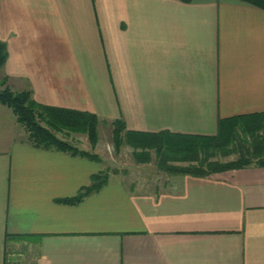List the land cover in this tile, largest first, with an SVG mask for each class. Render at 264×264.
Wrapping results in <instances>:
<instances>
[{
    "label": "crops",
    "instance_id": "obj_1",
    "mask_svg": "<svg viewBox=\"0 0 264 264\" xmlns=\"http://www.w3.org/2000/svg\"><path fill=\"white\" fill-rule=\"evenodd\" d=\"M0 42V83L100 124L213 135L264 112V9L242 0H0ZM104 164L34 146L0 103V264H264V166L109 171L60 201Z\"/></svg>",
    "mask_w": 264,
    "mask_h": 264
},
{
    "label": "trees",
    "instance_id": "obj_2",
    "mask_svg": "<svg viewBox=\"0 0 264 264\" xmlns=\"http://www.w3.org/2000/svg\"><path fill=\"white\" fill-rule=\"evenodd\" d=\"M180 1L189 3L194 0ZM242 1L264 9V0ZM7 57L6 45L0 42V67L5 64ZM0 103L12 109L34 146L102 160L99 155L64 138L84 134L95 147L99 141L100 125L96 113L41 103L34 98L31 90H12L6 79L0 83ZM111 124L112 140L117 149L122 145L132 147L138 163L150 162L151 152L154 151L156 165L164 172L206 177L215 172L264 166V112L221 118L217 132L213 135L183 134L168 130L131 131L126 129L123 119H115ZM231 154L236 155L232 160L219 159ZM108 177L109 171L102 170L94 174L91 183L84 186L77 195L60 201L79 203L90 193L100 190L107 183ZM12 238L20 239L21 235Z\"/></svg>",
    "mask_w": 264,
    "mask_h": 264
},
{
    "label": "rangeland",
    "instance_id": "obj_3",
    "mask_svg": "<svg viewBox=\"0 0 264 264\" xmlns=\"http://www.w3.org/2000/svg\"><path fill=\"white\" fill-rule=\"evenodd\" d=\"M64 137V136H63ZM64 138L77 144L83 149L92 151L99 155L105 161V167L108 171H125V172H164L158 169L156 165V154L151 152L152 159L150 162L138 163L133 155V148L128 145H122L120 148L114 146L112 140V126L103 123L99 125V141L95 147L88 141L84 134H73L65 136ZM236 157L235 154L228 156H221L219 159L222 161H229ZM183 164V163H182ZM33 257V256H32ZM34 259L29 254H26L24 260L14 261L13 264H33Z\"/></svg>",
    "mask_w": 264,
    "mask_h": 264
}]
</instances>
